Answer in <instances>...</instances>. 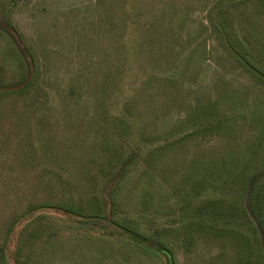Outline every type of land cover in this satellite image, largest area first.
<instances>
[{
    "label": "rangeland",
    "instance_id": "374dc122",
    "mask_svg": "<svg viewBox=\"0 0 264 264\" xmlns=\"http://www.w3.org/2000/svg\"><path fill=\"white\" fill-rule=\"evenodd\" d=\"M233 1L0 0V61L9 53L5 34L11 25L36 60L39 76L27 93L0 97V247H8L0 264H166L162 255L143 253L126 238H83L81 233L16 238L23 226L17 223L31 206L82 199L84 174L106 148L131 151L118 134L126 107L145 137L174 129L193 108L210 104L224 115L221 131L183 136L152 176L139 179L141 187L127 195L139 202L144 198L137 208L146 220L168 229L163 239L174 264L234 263L238 243L210 227V203L185 201L186 194L193 198L199 191L190 183L203 178L220 184L225 171L217 169H233L230 153L243 155L264 133V82L239 67L210 24L217 6ZM242 9L251 30L264 35V0L243 3ZM131 26L149 31L129 59L121 56V42L134 38ZM178 55L186 57L184 71L177 80H166ZM127 60L153 72L146 87L140 85L143 77L120 76ZM216 193L233 202V189ZM189 210L196 215L193 221ZM10 230L14 235L7 238Z\"/></svg>",
    "mask_w": 264,
    "mask_h": 264
},
{
    "label": "trees",
    "instance_id": "16d2710c",
    "mask_svg": "<svg viewBox=\"0 0 264 264\" xmlns=\"http://www.w3.org/2000/svg\"><path fill=\"white\" fill-rule=\"evenodd\" d=\"M252 1L254 0H235L218 5L217 12L215 10L216 13L210 14V24L215 27L217 40L239 67L264 82V35L251 30L253 24L243 17L242 4H252ZM137 20L134 18L132 22L136 24ZM0 27L4 28L1 22ZM8 27L5 40L9 53L5 54L6 57L1 56L0 61V97H5L7 93L23 95L39 79L38 65L29 48L21 37L18 38L16 29L11 25ZM147 28H129L134 38H122L123 58L127 55L129 59L133 57L131 50H136L137 45L141 46L147 39ZM129 41L132 45L128 44ZM176 58L164 75L166 80H177L184 71L186 57L178 55ZM125 64L127 65L122 68L120 76L126 74L128 77L129 74V78L131 75L135 78L139 76V79L143 77L140 85L142 88L146 87L149 78L154 75L153 72L141 66L135 67L132 60H127ZM216 105L193 108L174 129L145 137L139 134V125L129 119V108L126 107L124 111L128 115H122L121 118L125 121H122L118 134L120 139L126 142L125 147H131V151L106 148L101 158L93 161L97 163L94 169L84 174L85 178L87 175V188L85 194L79 197L82 199L76 203L68 199L60 203L42 202L31 206L17 223L20 225L23 222V226L16 232V238H67L77 233H81L83 238H126L143 253L159 257L162 255L167 259L166 264H174L173 253L163 239L168 236V229L162 230L161 224L156 221L152 226L146 220L142 209L137 208L138 203L144 202V198L139 202L127 194L141 187L139 179L144 180L152 176L163 157L183 141V136L191 138L217 130L220 132L224 115L215 111ZM129 123H132L134 128H126ZM261 123L264 126V118ZM181 134V137L172 139L174 135L177 137ZM142 141L143 146L140 145ZM156 143L160 144L153 146ZM230 161L233 169L231 167L228 170L225 166L217 169L218 173L225 171V175L218 179L220 184L211 185L203 178L195 184L190 183L191 190L194 187V190L199 191L193 198L192 194H186L185 201L192 206L196 202L194 198L202 200V203H210L208 213L214 215V219L207 216L208 220L211 218L210 227L219 232V237L236 238L235 242L238 243L239 254L234 258L233 264H264V133L261 141L246 149L243 155L239 156L232 151ZM208 170L212 172V168ZM202 171L206 172V168ZM214 186L215 191L211 190ZM220 188L231 191L233 189L231 205L225 196H218L219 193H216ZM209 189L212 191L210 195L207 192ZM186 215L190 221L196 218L190 210ZM10 235H14L12 230L7 238H11ZM150 243L153 246L150 247ZM249 244H252L253 250H250ZM7 248L5 245L0 247V258L7 257ZM249 253H252L254 258Z\"/></svg>",
    "mask_w": 264,
    "mask_h": 264
}]
</instances>
